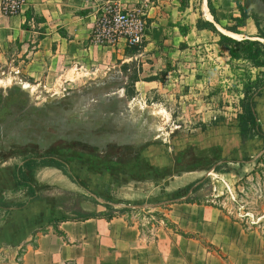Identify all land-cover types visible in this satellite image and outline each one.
Instances as JSON below:
<instances>
[{
  "label": "crops",
  "instance_id": "crops-1",
  "mask_svg": "<svg viewBox=\"0 0 264 264\" xmlns=\"http://www.w3.org/2000/svg\"><path fill=\"white\" fill-rule=\"evenodd\" d=\"M107 1L144 11L148 33L140 47L128 48L123 39L113 46L89 44L103 2L24 0L19 13L8 17L1 12L0 0V62L4 61L8 70L42 79L52 87L90 78L99 71L104 73L99 83L115 78L126 84L129 73H136L140 100L150 93L171 98L175 87L181 85L191 89L206 81L228 80V52L217 44L216 34L196 27L198 20L212 23L219 33L232 39L264 42L256 37L252 18L239 28L240 34L224 29L232 24L231 18L240 16L234 0ZM237 1L247 3L249 13L264 26V0ZM28 11L44 22L31 19L22 27ZM179 27L189 31L182 34ZM162 73L168 81L145 79L164 77ZM256 102L258 123L264 132V92ZM158 107L159 113L168 115L166 109ZM13 162L0 163V198L16 203L24 197L16 190ZM35 179L39 186L70 188L71 184L52 167L39 169ZM194 192L190 189L186 195L157 197L155 203L167 204L158 208L162 218L150 217L153 222L132 213L110 219L57 221L45 200L21 209L0 208V264H264L263 241L223 209L207 200H194Z\"/></svg>",
  "mask_w": 264,
  "mask_h": 264
},
{
  "label": "rangeland",
  "instance_id": "rangeland-1",
  "mask_svg": "<svg viewBox=\"0 0 264 264\" xmlns=\"http://www.w3.org/2000/svg\"><path fill=\"white\" fill-rule=\"evenodd\" d=\"M89 44L99 47L92 38ZM227 64L229 76L225 82L224 78L216 83L206 81L191 89L181 85L175 87L171 98L150 93L140 100L135 85L133 88L131 85L136 73H129L126 84L111 78L105 86L99 85L104 77L99 71L90 78L52 87L42 79L37 81L36 77L8 70L4 61L0 62V88L18 85L27 94L28 107L36 109L33 116L15 119L6 125L8 140L5 143L21 151L31 150L32 155H43L52 145L61 142L100 150L109 142L136 146L149 144L135 165V173L141 180L111 179L103 172L93 175L81 163L74 162L68 168L72 177H67L70 188L57 184L41 190L37 188L41 197L51 199L53 213L59 219H77L85 214L115 215L121 213V209H127L128 214L153 222V219L162 218L163 212L158 208L167 204L155 203L157 197L186 195L197 187L194 200H207L220 207L264 243V158L256 162L264 153V144L256 139L245 146L240 145L235 121L239 102L243 99V84L249 73L254 79L259 71L243 61L230 63L229 57ZM162 74L164 77L156 78L161 82L168 81L166 74ZM120 86L123 89L113 92ZM68 91L81 97L78 100L72 98ZM132 92L135 95L130 98ZM104 93L120 101L121 112L117 108L108 112L96 106L100 101L106 102L97 96ZM158 106L166 109L168 115L159 113ZM96 109L99 112L95 114ZM215 122L218 124L213 126ZM106 123L112 128L109 129ZM212 146H219L222 151L220 173L209 168L192 174L180 172L167 179L146 177L152 168L163 167L168 161L166 166H169L174 153L184 148L198 152ZM21 159L17 156L9 160L14 161L15 166ZM148 205L151 207H145Z\"/></svg>",
  "mask_w": 264,
  "mask_h": 264
},
{
  "label": "trees",
  "instance_id": "trees-1",
  "mask_svg": "<svg viewBox=\"0 0 264 264\" xmlns=\"http://www.w3.org/2000/svg\"><path fill=\"white\" fill-rule=\"evenodd\" d=\"M234 1L237 2L236 6L240 16L237 18H231L232 24L225 26L224 29L231 33L240 34L239 28L245 25L248 18H252L258 30L256 37L264 40V26L261 27V23L256 16L249 13V5L247 3L241 5L237 0ZM208 8L215 19L214 9L209 2ZM25 17L26 20L22 27H25L26 23L31 19L34 20L35 23L44 22L43 19L34 17V13L31 11L26 12ZM196 27L200 30L210 31L219 37L217 44L226 49L230 63L233 61H243L253 69L259 70L254 79L249 73L243 84V99L239 102L235 121L237 123L236 128L240 145H244L256 138L260 139L264 144V132L258 123L256 112V99L264 92V42L249 39H232L219 33L212 23L204 22L202 20L196 22ZM179 29L182 34H186L189 31L188 28L179 27ZM156 79V77H149L146 80L152 81ZM131 80L133 88L138 79L137 77H134ZM69 93L71 94L70 97H75L77 100L81 97L80 94L73 91H70ZM134 95L135 93L133 94L132 92L129 97L133 98ZM119 103L120 101L112 99V101H106L105 103L100 101L96 106L101 107L108 112H112ZM34 112H36V109L28 107L27 94L18 85L13 84L5 89L0 88V160L8 161L10 158L17 156L22 158L20 164L13 167V179L16 185V190L23 192L24 197L22 201L16 203L7 202L0 198L1 209H9L10 207L21 209L30 202L45 200L46 203L50 204L53 214L54 211L51 206V199L41 197L36 189V187L39 188V190L47 188V186H39L35 179L36 172L45 167L56 168L60 170L63 175L72 179L68 168L72 163L78 162L84 166L88 173L93 175L103 172L108 174L111 179L122 178L124 181H127L126 179L141 180V178H137L139 175H136L135 173V165L138 162L142 151L148 147L149 144L136 146L119 145L109 142L110 144L100 150L99 148H93L88 145L79 146L76 143L69 144L61 142L60 144L56 143L52 145L43 155H32L30 154L32 152L31 150L21 151L20 149H17V147H14V145L7 146V143H5L8 140V135L5 129L6 125L12 124L15 119L18 121L21 118L33 116ZM98 112L99 110L96 109L95 114ZM106 124L108 127L111 126L109 123ZM217 124L218 123L215 122L213 126H216ZM111 128L112 127H109V129ZM8 148L9 150L6 151L5 149ZM221 153L222 151L219 146H212L198 152L193 151V149L189 147L184 148L181 151L174 153L169 166L152 168L148 171L146 177L147 179L155 180L167 179L180 172H203L209 168H213L214 172L220 173L221 165H215L221 162ZM263 158L264 153L256 159V162H260ZM191 187L192 186L188 187V189ZM197 189L198 188L196 187L193 191H196ZM127 211V209H121V213L115 215H121ZM115 215L93 216L85 214L77 219H110ZM65 220L70 219L61 218L57 221Z\"/></svg>",
  "mask_w": 264,
  "mask_h": 264
},
{
  "label": "built area",
  "instance_id": "built-area-1",
  "mask_svg": "<svg viewBox=\"0 0 264 264\" xmlns=\"http://www.w3.org/2000/svg\"><path fill=\"white\" fill-rule=\"evenodd\" d=\"M24 0H1V12L5 16L19 13ZM101 3L92 32V41L99 47L113 46L123 39L126 47H140L148 33L146 15L141 8L124 9L118 3L107 0H91Z\"/></svg>",
  "mask_w": 264,
  "mask_h": 264
},
{
  "label": "water",
  "instance_id": "water-1",
  "mask_svg": "<svg viewBox=\"0 0 264 264\" xmlns=\"http://www.w3.org/2000/svg\"><path fill=\"white\" fill-rule=\"evenodd\" d=\"M106 83H108V81L101 82V83H99V85L104 86V85H106ZM120 89H123V86H120L119 88H115V89L113 90V92H118V90H120ZM99 97L103 98V99L106 100V101H108V100L111 99L108 93H104L103 95H99ZM221 164H222V162H219V163H217L215 166H217V165H221ZM121 206H122V207H125V208L133 207V206H123V205H121ZM145 207H151V206L148 205V206H145Z\"/></svg>",
  "mask_w": 264,
  "mask_h": 264
},
{
  "label": "flooded vegetation",
  "instance_id": "flooded-vegetation-1",
  "mask_svg": "<svg viewBox=\"0 0 264 264\" xmlns=\"http://www.w3.org/2000/svg\"><path fill=\"white\" fill-rule=\"evenodd\" d=\"M99 95H101V94H99ZM99 95L97 94L98 98H99V99H102L101 97H99ZM112 99H113V98H112ZM112 99H110V100H108V101H112ZM116 108H117V111H119V112L122 111V108H121L120 105H118Z\"/></svg>",
  "mask_w": 264,
  "mask_h": 264
},
{
  "label": "bare ground",
  "instance_id": "bare-ground-1",
  "mask_svg": "<svg viewBox=\"0 0 264 264\" xmlns=\"http://www.w3.org/2000/svg\"><path fill=\"white\" fill-rule=\"evenodd\" d=\"M232 37V36H231ZM238 38V37H237Z\"/></svg>",
  "mask_w": 264,
  "mask_h": 264
}]
</instances>
